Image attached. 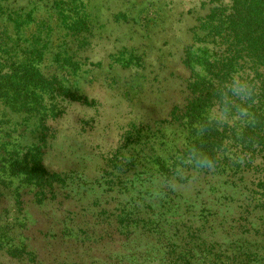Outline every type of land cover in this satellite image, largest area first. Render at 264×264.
Segmentation results:
<instances>
[{
    "label": "trees",
    "instance_id": "16d2710c",
    "mask_svg": "<svg viewBox=\"0 0 264 264\" xmlns=\"http://www.w3.org/2000/svg\"><path fill=\"white\" fill-rule=\"evenodd\" d=\"M86 1L46 0L56 15L57 28L70 42V52L60 49L52 59L60 68L75 71L83 64L78 52L92 34ZM208 3L192 26V41L182 54V64L189 70L185 98L174 103L153 130L143 125L127 132L100 176L110 191L124 188L127 196L136 190L134 197L145 203L153 198L150 207L141 210V202L132 200L127 206L122 201L119 210L101 208L95 213L105 214L106 221L117 218L124 234L120 243L129 244L127 238L136 240L145 232L165 238L173 231L185 238L179 250L167 246L173 264H193L199 234L206 237L217 231L225 239L207 246L205 254L212 264H264V0ZM5 6V0H0V183L9 187L16 180L19 187L29 186L35 202L43 205L55 201L68 184L67 173L45 165L52 137L48 121L63 113L66 102L87 103L88 99L43 68L47 38L24 32L35 23L32 15L38 5L26 11ZM118 54L111 57L123 59L127 52ZM30 122L36 129L29 134L36 133L29 140ZM133 142L142 146L136 152ZM139 162L141 170L150 172L151 185L146 188L142 179L136 186L125 185L117 173ZM13 191L16 203L21 190ZM132 198L133 194L127 200ZM107 229L64 234L71 237L82 231L104 239L109 236ZM4 235L0 229V245ZM69 237L59 239L66 242ZM205 240L199 244L202 248ZM5 246L7 253L25 262L34 261L40 249L26 242ZM140 247L144 250H133L138 258L149 249L142 243Z\"/></svg>",
    "mask_w": 264,
    "mask_h": 264
},
{
    "label": "rangeland",
    "instance_id": "374dc122",
    "mask_svg": "<svg viewBox=\"0 0 264 264\" xmlns=\"http://www.w3.org/2000/svg\"><path fill=\"white\" fill-rule=\"evenodd\" d=\"M40 1L5 0V7L26 11L38 5L32 15L35 23L24 32L41 33V38H47L43 68L58 74L65 85L88 102H66L63 113L48 121L52 137L48 141L45 165L68 175L67 186L55 201L38 205L29 186L19 187L16 180L10 181L9 187L0 183V229L5 232L0 245V263L173 264L167 246H176L179 250L187 241L185 238L173 231L167 232L165 238L145 232L146 235H140L136 240L127 238L129 244H121L118 239L124 234L120 232L117 218L114 216L111 221H106L103 220L105 214L96 216L101 208L119 210L122 201L127 206L132 200L141 202L139 197H134L136 190L127 196L124 188L115 187L110 191V186L103 183L100 176L102 169L108 166L107 158L125 141L127 132L143 125L152 126L148 128L153 130L171 106L185 98L189 70L182 64V54L184 47L192 41V26L207 11L209 0H87L93 20L92 34L89 44L78 52L83 64L75 71L60 68L52 61L60 49L70 52V42H65L63 32L57 28L56 15L49 4L46 0ZM45 19H48L46 23L43 22ZM124 51L127 55L123 59L111 57L113 53L120 55ZM127 60L130 63L126 64ZM29 125L27 138L30 140L36 132L33 136L29 134L35 128L33 122ZM133 144L128 147L132 148ZM133 147L136 152L142 146L138 143ZM160 148L161 145L158 152ZM144 151L148 149L144 147ZM139 165L142 163L135 164V168L125 173L117 172L125 185L133 182L136 186L139 179L143 180V187L151 185L150 172L141 170ZM15 187L21 190L16 203L15 193L11 192ZM62 193L69 197L64 198ZM132 194L133 198L127 200ZM152 199L141 202L140 209L150 207ZM58 200L63 204H57ZM106 228L109 236L104 239L87 235L93 233V229ZM68 230H87V234L81 231L69 237L64 234ZM219 233L206 237L199 234L198 248L193 250V264H212L205 250L210 242L214 245L224 242V234L219 236ZM60 236L69 237L70 241L61 242ZM204 239L206 246L202 248L199 244H203ZM12 242L38 246L35 260L25 262L7 253L5 244ZM141 243L149 249L144 257L138 258L134 251L144 250L137 248ZM188 243L190 246L189 239Z\"/></svg>",
    "mask_w": 264,
    "mask_h": 264
}]
</instances>
